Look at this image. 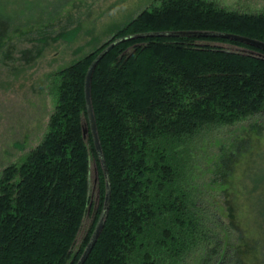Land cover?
Masks as SVG:
<instances>
[{
  "label": "trees",
  "instance_id": "16d2710c",
  "mask_svg": "<svg viewBox=\"0 0 264 264\" xmlns=\"http://www.w3.org/2000/svg\"><path fill=\"white\" fill-rule=\"evenodd\" d=\"M61 2L0 0V46L11 26H51ZM166 30L222 31L264 42V10L239 11L214 0H155L102 47L56 71L48 88L54 111L43 140L0 172V264L79 262L107 194L93 136L85 138L83 130L87 71L118 37ZM92 101L111 202L84 264H194L198 251L206 262L215 254V264H226L225 243L212 242L214 227L226 237L229 225L227 230L224 216L209 210L208 190L215 182L222 187L230 156L220 157L207 185L199 186L196 143L213 127L264 113V49L197 35L125 40L98 63ZM92 160L97 204L90 195ZM92 212L90 229L77 246Z\"/></svg>",
  "mask_w": 264,
  "mask_h": 264
},
{
  "label": "rangeland",
  "instance_id": "374dc122",
  "mask_svg": "<svg viewBox=\"0 0 264 264\" xmlns=\"http://www.w3.org/2000/svg\"><path fill=\"white\" fill-rule=\"evenodd\" d=\"M61 1L51 26L35 25L34 29L32 23L23 30L11 26L4 47L0 46V172L43 140L54 111L48 89L52 75L113 39L155 0ZM214 1L239 11L264 10V0ZM201 137L196 143L199 186L207 185L220 157L230 156V171L222 187L215 182L208 190L209 210L224 216L229 234L225 237L221 227L215 226L212 243L223 240L229 250L226 264H264V113L235 125L213 127ZM97 170L92 160L90 195L96 204ZM94 213L85 216L77 246L90 229ZM236 247L239 252L235 256ZM205 255L207 259L209 255ZM217 257L214 254L206 262L198 251L192 262L215 264Z\"/></svg>",
  "mask_w": 264,
  "mask_h": 264
},
{
  "label": "water",
  "instance_id": "95a60500",
  "mask_svg": "<svg viewBox=\"0 0 264 264\" xmlns=\"http://www.w3.org/2000/svg\"><path fill=\"white\" fill-rule=\"evenodd\" d=\"M183 35H197V36H205V37H223V38H230V39H235L238 41L246 42L258 47H261L264 49V42L253 39L250 37H246L243 35H238L234 33H229V32H222V31H211V30H191V31H186V30H166V31H155V32H146V33H137V34H132V35H127L123 37H118L114 41L110 42L100 53L99 55L94 59V61L91 63L87 74L85 78V97H86V103H87V113H88V119L84 123V136L85 138H88L90 132L91 135L93 136L94 139V144L95 148L98 152L104 173L107 177V194H106V199H105V205L101 214V217L96 225V228L92 234V237L90 239V242L88 243L81 259L77 264H84L87 258L89 257L90 253L92 252L95 244L97 243L100 234L104 228L105 220L110 208V202H111V184L110 180L108 178V168L106 165V160L99 136V131H98V126H97V121H96V116H95V111H94V106H93V101H92V80H93V75L96 70V67L100 60L107 54L109 50H111L115 45L118 43L129 40L132 38H137V37H146V36H183Z\"/></svg>",
  "mask_w": 264,
  "mask_h": 264
}]
</instances>
